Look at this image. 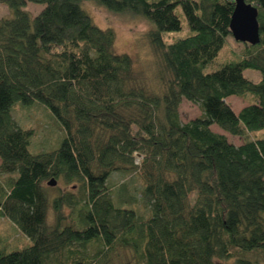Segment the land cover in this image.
I'll return each mask as SVG.
<instances>
[{
    "label": "trees",
    "instance_id": "1",
    "mask_svg": "<svg viewBox=\"0 0 264 264\" xmlns=\"http://www.w3.org/2000/svg\"><path fill=\"white\" fill-rule=\"evenodd\" d=\"M28 1L45 6L32 16ZM95 1L149 20L172 78L162 93L147 90L131 54L115 50V29L100 27L82 0H0L12 10L0 17V217L31 240L8 251L0 237V264H112L119 248L132 253L123 264H256L264 258V136L250 133L264 127V0H247L258 8L260 41L209 72L232 34L235 0ZM183 14L191 33L167 42ZM249 93L239 111L227 100ZM184 97L203 110L187 122ZM18 101L49 107L66 132L57 148L30 150L35 130L15 120ZM120 169L142 178L146 216L114 200L107 181ZM51 178L68 188L50 204Z\"/></svg>",
    "mask_w": 264,
    "mask_h": 264
},
{
    "label": "rangeland",
    "instance_id": "2",
    "mask_svg": "<svg viewBox=\"0 0 264 264\" xmlns=\"http://www.w3.org/2000/svg\"><path fill=\"white\" fill-rule=\"evenodd\" d=\"M83 7L89 12L94 21L103 28L112 27L116 31L114 48L117 52L131 54L135 64L136 76L147 90L155 93L165 91L172 74L166 69L160 54L154 48L149 38V30L153 25L145 17L130 12H114L95 0H82ZM45 4L28 1L23 7L29 10L32 16L38 14ZM12 15L11 8L0 3V17ZM191 33L186 16L182 15V28L180 30L165 31L167 42H172L180 37ZM247 42L237 40L233 34L227 36L226 41L218 55L204 67L205 72L218 69L223 64L241 59L246 52ZM244 75L254 81L261 79V72L254 68L244 69ZM248 95H230L227 97L235 111H239L244 105L251 101ZM180 118L183 122L199 116L203 113L201 106L191 100L182 98L179 105ZM12 113L17 123L24 127H32L35 133L30 138V150L34 153L51 151L57 148L63 140L66 132L62 130L60 121L51 112L48 106L42 102L35 101L26 104L18 101L12 108ZM214 131L223 133L227 138L240 144L244 141V135H234L221 128L218 124L211 125ZM251 138L264 136V127L251 131ZM1 161V159H0ZM136 162H139L136 159ZM108 185L113 188L115 201L122 206L132 207L142 216L149 213V204L142 196V178L137 172H126L124 170L113 171L108 178ZM47 184V182H45ZM48 193L50 204L52 198L58 194L60 189H67L68 185L62 180H56L55 185H49ZM71 187V185H69ZM54 212L51 205L48 207V222L53 223ZM0 237L7 246L8 251L21 248L31 243V240L11 220L0 217ZM132 259L130 250L119 248L113 255L112 264H123ZM256 264H264V258L258 257Z\"/></svg>",
    "mask_w": 264,
    "mask_h": 264
},
{
    "label": "water",
    "instance_id": "3",
    "mask_svg": "<svg viewBox=\"0 0 264 264\" xmlns=\"http://www.w3.org/2000/svg\"><path fill=\"white\" fill-rule=\"evenodd\" d=\"M230 30L240 41L256 44L260 41V24L258 8L247 0H235V8L230 20ZM49 185H55L56 179L48 180Z\"/></svg>",
    "mask_w": 264,
    "mask_h": 264
}]
</instances>
